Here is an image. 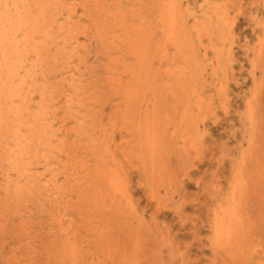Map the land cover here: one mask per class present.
Here are the masks:
<instances>
[{"label":"rangeland","instance_id":"374dc122","mask_svg":"<svg viewBox=\"0 0 264 264\" xmlns=\"http://www.w3.org/2000/svg\"><path fill=\"white\" fill-rule=\"evenodd\" d=\"M0 264H264V0H0Z\"/></svg>","mask_w":264,"mask_h":264},{"label":"bare ground","instance_id":"6f19581e","mask_svg":"<svg viewBox=\"0 0 264 264\" xmlns=\"http://www.w3.org/2000/svg\"><path fill=\"white\" fill-rule=\"evenodd\" d=\"M233 220H231V222H232ZM217 236V244H219V243H222V242H225V244L226 245H228V244H231V242H232V240H233V234H231V233H219V234H217L216 235ZM232 245H233V243H232ZM232 245H231V248H232ZM237 246V245H236ZM235 246V247H236ZM222 247V246H221ZM224 247H225V245H224ZM229 247V246H228ZM235 247H234V250H235ZM228 249V248H227ZM226 249V250H227ZM231 252H233V251H231Z\"/></svg>","mask_w":264,"mask_h":264}]
</instances>
